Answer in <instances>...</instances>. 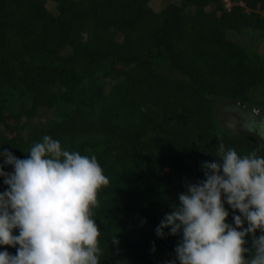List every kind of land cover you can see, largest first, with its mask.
<instances>
[{
  "label": "trees",
  "instance_id": "trees-1",
  "mask_svg": "<svg viewBox=\"0 0 264 264\" xmlns=\"http://www.w3.org/2000/svg\"><path fill=\"white\" fill-rule=\"evenodd\" d=\"M151 1L0 0V152L26 159L49 135L96 156L109 178L93 210L100 264L172 261L182 233L161 238L156 228L185 185L205 179L218 143L264 156V142L220 128L215 114L219 102L264 106V56L231 39L264 36V0H180L160 11ZM224 206L235 226L241 213Z\"/></svg>",
  "mask_w": 264,
  "mask_h": 264
},
{
  "label": "clouds",
  "instance_id": "clouds-1",
  "mask_svg": "<svg viewBox=\"0 0 264 264\" xmlns=\"http://www.w3.org/2000/svg\"><path fill=\"white\" fill-rule=\"evenodd\" d=\"M246 127L264 138V121ZM27 154L19 159L0 152V177L8 186L0 193V245L19 246L16 255L0 251V264H100L93 210L109 178L96 156L70 151L49 135ZM217 154L201 165L205 179L187 183L179 205L156 228L161 238L166 228L170 235L182 233L175 259L166 264H264V156L258 149L241 156L222 141ZM7 165L14 171H4ZM225 202L241 213L233 216L235 226L226 223Z\"/></svg>",
  "mask_w": 264,
  "mask_h": 264
},
{
  "label": "rangeland",
  "instance_id": "rangeland-1",
  "mask_svg": "<svg viewBox=\"0 0 264 264\" xmlns=\"http://www.w3.org/2000/svg\"><path fill=\"white\" fill-rule=\"evenodd\" d=\"M180 0H152L151 7L155 11H160L169 3L179 4ZM228 6V4H227ZM47 8L54 12V5L52 3L47 4ZM231 39L238 42L240 45L249 48L257 52L259 55L264 56V36L259 34H254L251 32H242L240 34L231 35ZM229 103V102H228ZM248 105H234L230 103L226 106L225 103L219 102L216 109V118L218 120V126L220 128H230L235 133L250 135L262 142L264 138L259 135L254 134L248 130L246 125L250 123H259L264 121V106L256 107L253 104ZM46 116L40 112L34 119V123L43 122ZM148 234V230L139 227L136 232L135 237L141 239L142 235Z\"/></svg>",
  "mask_w": 264,
  "mask_h": 264
},
{
  "label": "built area",
  "instance_id": "built-area-1",
  "mask_svg": "<svg viewBox=\"0 0 264 264\" xmlns=\"http://www.w3.org/2000/svg\"><path fill=\"white\" fill-rule=\"evenodd\" d=\"M226 1V0H225Z\"/></svg>",
  "mask_w": 264,
  "mask_h": 264
}]
</instances>
